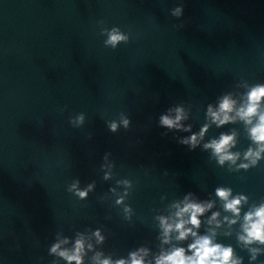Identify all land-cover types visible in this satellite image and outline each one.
<instances>
[{
	"label": "water",
	"instance_id": "95a60500",
	"mask_svg": "<svg viewBox=\"0 0 264 264\" xmlns=\"http://www.w3.org/2000/svg\"><path fill=\"white\" fill-rule=\"evenodd\" d=\"M113 29L126 37L115 47L105 43ZM257 82L264 0H0V264H66L48 249L65 237L71 247L78 233L93 244L85 264L97 251L119 258L138 246L151 259L191 241L173 233L162 245L158 219L174 218L187 192L212 203L200 235L233 245L243 264H264V252L249 260L257 245L238 240L244 213L264 203V158L238 167L256 147L251 125L205 119L209 103L227 92L246 99ZM177 107L191 131L210 125L194 150L179 142L190 132L160 124ZM229 131L240 156L220 164L204 144ZM218 187L248 197L238 217ZM213 212L219 226L208 223Z\"/></svg>",
	"mask_w": 264,
	"mask_h": 264
},
{
	"label": "clouds",
	"instance_id": "9594fccd",
	"mask_svg": "<svg viewBox=\"0 0 264 264\" xmlns=\"http://www.w3.org/2000/svg\"><path fill=\"white\" fill-rule=\"evenodd\" d=\"M183 5L173 10L174 15L182 12ZM126 37L118 30L113 29L108 34L106 44H111L113 47L125 40ZM246 99L237 100L231 92L223 94L218 101V105L212 103L207 105L205 119L211 120L217 127L224 126L229 123H235L237 118L247 125L249 137L256 145L255 148L249 146L244 153V160L247 163H241L238 167L247 169L250 165L256 166L258 161L264 154V82H257L248 86L247 90L242 94ZM171 111V109H169ZM185 119V113L182 107L175 109V115L162 114L160 124L168 129H183L191 134L180 139V143L188 145L191 150H194L200 141L205 136L209 129V123H204L199 131H191L192 125L187 126L180 123ZM125 127L128 126V120L123 121ZM117 123L113 121L110 124V130L117 129ZM236 132H222L218 138H213L204 144V147L212 149L213 153L219 157V163L223 164L225 160L235 163L239 158V152H232L230 149L235 146ZM108 174H105V179ZM78 183V181H77ZM76 188V184L72 185ZM83 190L77 189V194L80 198L87 196L89 188ZM216 195L222 199L226 211L233 213L234 216H239L241 213L242 202H247L248 197L242 194L232 195L231 188L218 187L215 190ZM193 193L187 192L182 202H177L174 218L172 216H160L159 226L162 230L161 244L168 245L171 243L172 234L176 233V241H185L191 237V241L187 245H172L169 248H162L160 252L149 259L150 249L145 246H138L135 250H130L127 256L113 258L111 255H104L97 251L92 259L96 264H243V257L239 256L233 245L215 242L212 235H200L198 230L201 226V217L212 207L211 202H203L192 199ZM118 203L121 201L118 200ZM219 212H213L208 220L211 224L215 222L219 226L220 221L217 217ZM228 220V217H224ZM230 223L235 224L236 220L232 219ZM242 232L238 235V240L243 242L247 247L249 245H257L248 247L251 253L249 260L255 261L258 254L264 252V203L255 206L244 213L243 224L241 225ZM214 232V229L211 230ZM92 236L96 238L97 243L104 241L105 237L101 235L99 228L95 229ZM90 238L84 233H78L71 244V247H62L68 245L69 237L54 241L49 249V255L58 257L66 262V264H85V256L87 250L93 248ZM103 257V258H102ZM53 264H57L53 260Z\"/></svg>",
	"mask_w": 264,
	"mask_h": 264
}]
</instances>
